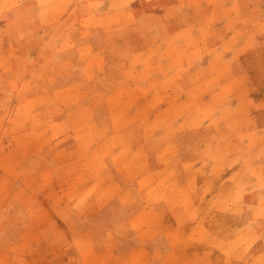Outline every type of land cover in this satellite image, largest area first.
Masks as SVG:
<instances>
[{
  "label": "rangeland",
  "instance_id": "1",
  "mask_svg": "<svg viewBox=\"0 0 264 264\" xmlns=\"http://www.w3.org/2000/svg\"><path fill=\"white\" fill-rule=\"evenodd\" d=\"M95 193L113 216L188 194L214 260L264 245V0H0V264H77ZM260 196L246 234L221 233Z\"/></svg>",
  "mask_w": 264,
  "mask_h": 264
},
{
  "label": "crops",
  "instance_id": "2",
  "mask_svg": "<svg viewBox=\"0 0 264 264\" xmlns=\"http://www.w3.org/2000/svg\"><path fill=\"white\" fill-rule=\"evenodd\" d=\"M158 170L165 174H168V172L169 174L172 173L169 166L165 163L159 166ZM5 177L7 176L5 175ZM145 177L143 175L141 179L136 180L141 192L144 190L140 189V185H150L149 181L144 182ZM7 178L9 179V177ZM186 179L184 180V186L187 185ZM112 180L115 181L114 179ZM163 182L165 187L175 184L170 175H166ZM185 196L187 200L184 202H175L173 201L176 200L175 197H170V200L156 201L152 205L143 203L137 208L131 209L128 213H126L128 210L126 209L123 215L113 216L111 213H101L102 208L99 206L102 197L95 193L94 202L97 203V208L93 212L81 210L73 213L76 216V221L72 225L78 228V230L73 232L79 235L78 238L82 240L76 243L78 239L75 238V241L72 242V246L76 251L74 255L75 262L77 264H228L229 257L226 253L228 251L225 248L219 247L217 250L220 251V254H218L220 258L218 260L213 259L212 246H215L213 243L215 238L214 230L207 226L204 221L199 222L198 218L192 219V207L194 208L196 201L195 198H189L188 194ZM7 198L8 196L6 195L3 199L5 201L0 203V210L3 208ZM32 198L34 199L35 197L32 196ZM38 198L30 206L32 210H26L28 218L26 224L19 226V228L15 226V229L20 232L27 230L26 234L37 231L39 224L42 223V220H40L41 216H38L39 208L41 207L39 202L41 205H48L49 202L48 199L38 200ZM134 198L137 199L138 197ZM13 200L21 203L22 197L14 194ZM238 200L241 199L238 198ZM134 202L133 200H127L122 203L124 208H128ZM261 202L262 197L260 196L250 204L249 208L251 209L248 211L244 207L245 201L238 202V207L240 208L237 214L238 224L231 227V230L224 229L221 233L229 234L238 231V234L240 232H242L241 234H246L245 227L249 226L246 223L247 221L250 223L251 216L262 218L264 214L262 213L261 215L262 211L260 213L255 212V210H261ZM67 213L69 212L67 211ZM41 214H44V210ZM46 214H48L47 218H53L48 211H46ZM7 216L16 218L14 211L7 213ZM64 222L62 220L63 232L66 231ZM49 224L47 222L46 226H49ZM49 227L52 228L53 226ZM2 228L5 227L3 226ZM247 232L250 234L252 231L248 229ZM255 232L264 233V226L263 230L258 228ZM66 233H69V231H66ZM21 238L23 242L25 237L21 236ZM21 238H19V241ZM228 239L229 236L224 238V240ZM14 246H18L16 241ZM0 247L2 249H10L12 246L4 247L0 245ZM69 247L70 245L63 247L64 250L61 251L64 252ZM1 248L0 252H2ZM256 249L257 251L254 252ZM251 251L254 252L251 259L247 261L241 260L235 264H241L243 261L244 264H264V254H261L264 251V245L253 244ZM34 252L37 253V250L34 249ZM52 253L50 254L51 258H46L45 264H53L54 257ZM31 264H42V261L36 259Z\"/></svg>",
  "mask_w": 264,
  "mask_h": 264
}]
</instances>
